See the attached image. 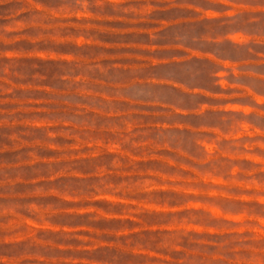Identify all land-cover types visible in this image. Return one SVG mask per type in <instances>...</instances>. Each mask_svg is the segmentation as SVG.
<instances>
[{
	"label": "clouds",
	"instance_id": "9594fccd",
	"mask_svg": "<svg viewBox=\"0 0 264 264\" xmlns=\"http://www.w3.org/2000/svg\"><path fill=\"white\" fill-rule=\"evenodd\" d=\"M129 261L264 264V0H0V264Z\"/></svg>",
	"mask_w": 264,
	"mask_h": 264
},
{
	"label": "rangeland",
	"instance_id": "374dc122",
	"mask_svg": "<svg viewBox=\"0 0 264 264\" xmlns=\"http://www.w3.org/2000/svg\"><path fill=\"white\" fill-rule=\"evenodd\" d=\"M4 158H9L11 156V153H4ZM128 264H133V261H129Z\"/></svg>",
	"mask_w": 264,
	"mask_h": 264
}]
</instances>
